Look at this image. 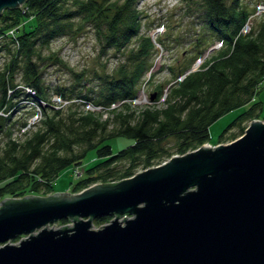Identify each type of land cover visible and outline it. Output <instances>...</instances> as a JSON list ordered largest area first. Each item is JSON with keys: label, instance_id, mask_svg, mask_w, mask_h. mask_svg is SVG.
<instances>
[{"label": "trees", "instance_id": "trees-1", "mask_svg": "<svg viewBox=\"0 0 264 264\" xmlns=\"http://www.w3.org/2000/svg\"><path fill=\"white\" fill-rule=\"evenodd\" d=\"M140 1L28 0L25 12L3 13L0 58L6 56L7 62L0 68V112H6L0 116V200L56 194L55 184L63 172L82 168L94 150L100 162L72 183L74 193L130 179L175 155L198 150L211 143L212 125L235 110L248 108L223 131L216 145L236 141L246 133L244 125L261 118L264 108L255 98L264 82V15L255 21L251 34L240 35L252 12L242 0H202L207 32L204 37L197 34L192 58L169 68L172 78L166 80L170 87L163 107L141 110L133 105L141 87L154 84L157 74L152 73L148 82L146 76L153 69L156 44H162L141 34ZM31 17L27 30L19 31L18 42L7 38L10 30ZM89 27L97 35L102 55L113 52L124 59L112 74H95L96 87L83 85L87 73L72 70L52 51L56 39L81 34ZM217 42L223 43V49L179 82ZM50 65L65 68L74 83L52 90L44 78ZM14 77L20 78V84L12 82ZM167 84L154 85L150 96H155V102L164 96ZM53 93L73 103L54 109ZM76 100L105 109L126 103L105 117L106 113L85 111ZM32 104L41 109L43 118L35 129L23 133L28 122L16 120L15 114ZM236 129L240 133H234ZM118 138L135 144L115 154L109 143ZM112 219H98L94 225L102 227Z\"/></svg>", "mask_w": 264, "mask_h": 264}, {"label": "water", "instance_id": "water-1", "mask_svg": "<svg viewBox=\"0 0 264 264\" xmlns=\"http://www.w3.org/2000/svg\"><path fill=\"white\" fill-rule=\"evenodd\" d=\"M0 264H264V122L118 183L3 200Z\"/></svg>", "mask_w": 264, "mask_h": 264}, {"label": "rangeland", "instance_id": "rangeland-1", "mask_svg": "<svg viewBox=\"0 0 264 264\" xmlns=\"http://www.w3.org/2000/svg\"><path fill=\"white\" fill-rule=\"evenodd\" d=\"M242 4L246 6L249 11H252L251 14H255L257 12V7L260 4H264V1L242 0ZM203 9L202 0L140 1L139 11L144 17L141 34L151 36L154 43L158 39L162 44H156V53L152 62L153 69L146 76V81L148 82L151 80L152 73L157 74V77L154 80V84L150 88L144 85L141 87L138 95V100L141 101V104L138 105L137 108L143 110L147 107H152L153 105L163 107V100L161 99L159 102H155V100L152 101L150 93L152 92L154 85L157 83L167 84L166 80H171L172 77L170 76V67L176 68L185 58L189 60L196 54L193 52V41L196 40L195 38L197 34L204 37L207 32L204 22ZM259 18L261 17H258L257 19ZM159 28H162L161 32H158ZM52 51L59 53L62 60L72 70H75L78 73L86 72L87 79L83 82V85L90 84V86L93 87L97 86V83L94 80L95 74H112L117 66L124 62L123 58L116 56L113 52L108 55H102L97 35L91 27L87 28L81 34L78 33L77 35L71 37H61L56 39L52 43ZM6 62V56L0 58V68H2ZM44 78L46 84L52 88V90L58 86H69L74 83V78L65 68L57 67L55 65H50L44 69ZM12 82L18 85L20 84V78L14 77ZM165 87L164 95L167 94L170 83H168ZM55 96L58 95L53 93L52 99ZM255 99L256 103H261L264 108V84L262 90H260ZM247 109V107H244L235 110L214 123L210 128L211 143L209 144L211 146L227 145V142L229 141H225L224 144H216L218 143L223 131L240 114L246 112ZM37 111H39V109L34 104L26 105L25 109H22L21 112L15 114V119L27 120L29 124L31 118L35 116ZM0 116H6V112L2 110L0 112ZM258 120L264 122V112ZM250 124L251 123L246 124L244 127H249ZM240 131V129H236L233 132L240 133ZM17 136H19V133H17ZM109 144L112 146L114 153L117 154L127 147L133 146L135 142L125 138H118L110 141ZM98 162H100V159L97 156V152L95 150L91 151L84 162V166L80 168L81 172H83L82 176H84V172L87 169L93 167ZM73 172L74 169L63 172L55 184V193H74L72 191V183L75 182ZM40 197L44 196L40 195ZM0 202H2V200H0ZM72 224L73 223L70 222L66 226H72ZM66 226L58 224L57 226L52 227L54 229H61ZM100 228L101 227L94 225V229ZM11 243L19 244V242L15 243L14 241Z\"/></svg>", "mask_w": 264, "mask_h": 264}, {"label": "built area", "instance_id": "built-area-1", "mask_svg": "<svg viewBox=\"0 0 264 264\" xmlns=\"http://www.w3.org/2000/svg\"><path fill=\"white\" fill-rule=\"evenodd\" d=\"M21 9L25 12L26 11V4L24 6L21 7ZM257 12L254 14H251L248 21L246 22V24L244 25V27L242 28L241 32H240V35H249L251 34V32L253 31V26L255 24V21L258 17H262L264 15V4H260L258 7H257ZM257 17V18H256ZM34 18L31 17V18H28V20H26L25 22L21 23L17 28L15 29H12L8 32L7 34V38L9 39H13L15 40L16 42H18L17 38H18V33L20 30L22 29H26L28 24L33 21ZM163 28V27H162ZM162 28H159L158 29V32H161V29ZM27 30V29H26ZM224 45L222 42H218L216 43L214 46H212L201 58H199L196 63L194 64L193 66V69L190 70L188 73H186V75L180 77L178 79L179 82H182L185 77L190 74L191 72L193 71H196L198 70L205 62L207 59L210 58L211 54L215 51H219L221 49H223ZM264 84V82H263ZM167 98V94H165L161 99L163 100L162 103L165 102ZM76 102L78 103H81L84 105V108H85V111H89V112H99V113H106L105 117L108 116V112L109 111H113V110H117L119 109V107H121L124 103H126V101H122L120 103H115V104H112L110 108H103L101 106H96L94 105L93 103L91 102H87V101H82V100H76ZM52 103H53V108L54 109H63V108H66L68 107L71 103H73V101H68L64 98H61L59 96H55L52 100ZM133 105L135 106H138L141 104V101H139L138 99L136 100H133L132 101ZM38 107V106H37ZM39 111L36 112L35 116L31 119V121L29 122V124L23 129V133H26L27 131H31L33 129L36 128V126L41 122L42 118H43V114H42V111L40 108H38ZM37 124V125H36ZM82 173L80 168H76L74 169V172H73V176H74V179L75 181H78L80 179L83 178L82 176ZM81 176V177H80ZM80 177V178H79Z\"/></svg>", "mask_w": 264, "mask_h": 264}, {"label": "bare ground", "instance_id": "bare-ground-1", "mask_svg": "<svg viewBox=\"0 0 264 264\" xmlns=\"http://www.w3.org/2000/svg\"><path fill=\"white\" fill-rule=\"evenodd\" d=\"M32 119V118H31Z\"/></svg>", "mask_w": 264, "mask_h": 264}]
</instances>
